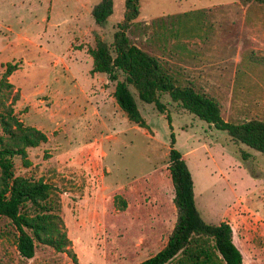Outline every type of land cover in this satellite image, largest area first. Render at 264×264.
Masks as SVG:
<instances>
[{"label":"rangeland","instance_id":"374dc122","mask_svg":"<svg viewBox=\"0 0 264 264\" xmlns=\"http://www.w3.org/2000/svg\"><path fill=\"white\" fill-rule=\"evenodd\" d=\"M99 1L0 0V80L9 70L11 84L0 93V150L19 143L5 129L44 133L25 159L11 158L13 176L51 186L52 224L69 239L60 251L35 241L24 259L13 224L0 217V264H135L163 248L177 215L171 133L202 219L228 222L243 263L264 264V154L165 93L160 112L131 87L146 126L128 120L115 81L93 70L96 38L112 48L124 0H113L102 25L92 16ZM137 21L149 29L131 40L180 84L213 97L225 120L264 118V3L140 0Z\"/></svg>","mask_w":264,"mask_h":264},{"label":"trees","instance_id":"16d2710c","mask_svg":"<svg viewBox=\"0 0 264 264\" xmlns=\"http://www.w3.org/2000/svg\"><path fill=\"white\" fill-rule=\"evenodd\" d=\"M238 1L243 4L251 1L264 3V0ZM113 8V0L96 3L92 8L95 22L99 25L107 22ZM139 14L140 0H124V18L113 34L112 48L97 37L93 51V70L105 73L109 80L115 81L114 96L128 120L139 127L146 126L131 87L142 102L153 103L160 112H164L165 105L159 95L165 93L198 119L226 131L234 140L264 154V118L227 121L213 97L197 90L191 83L180 84L157 56L131 40V35L143 36L149 29L148 24L137 21ZM9 73L8 70L2 75L0 93L5 88H11L7 79ZM167 119L172 129L169 115ZM2 124L5 125L3 121ZM5 131L7 137L19 143L16 149L5 146L0 150V217L9 219L13 224L17 234L16 248L22 258L31 259L34 256L35 241L60 251L68 245L69 239L52 224L50 212L53 207L47 201L51 186L43 181L14 177L12 171L11 158L19 155L25 159V149L38 146L46 140V136L33 127ZM170 137L168 170L174 188L176 221L164 247L135 264H244L243 255L234 243L230 224L226 221L207 223L202 219L195 203L190 170L182 154L173 147L174 134L171 133ZM29 210L35 214L30 215ZM32 216L37 220L31 219Z\"/></svg>","mask_w":264,"mask_h":264},{"label":"crops","instance_id":"0c3cea01","mask_svg":"<svg viewBox=\"0 0 264 264\" xmlns=\"http://www.w3.org/2000/svg\"><path fill=\"white\" fill-rule=\"evenodd\" d=\"M174 226V225H173ZM169 236V235H168ZM167 239H168V237H167ZM167 241V240H166Z\"/></svg>","mask_w":264,"mask_h":264}]
</instances>
